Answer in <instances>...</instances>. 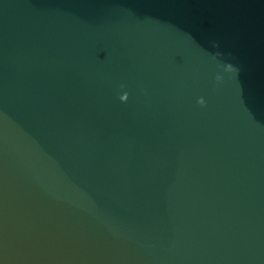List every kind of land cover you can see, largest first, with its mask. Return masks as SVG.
<instances>
[{"label": "water", "instance_id": "obj_1", "mask_svg": "<svg viewBox=\"0 0 264 264\" xmlns=\"http://www.w3.org/2000/svg\"><path fill=\"white\" fill-rule=\"evenodd\" d=\"M0 264H264V0H0Z\"/></svg>", "mask_w": 264, "mask_h": 264}, {"label": "clouds", "instance_id": "obj_2", "mask_svg": "<svg viewBox=\"0 0 264 264\" xmlns=\"http://www.w3.org/2000/svg\"><path fill=\"white\" fill-rule=\"evenodd\" d=\"M219 80H220V77L218 76V77H217V81L219 82ZM122 87H123V86H122ZM119 99H120V101H121L122 103H126V102L128 101V99H129V96H128L127 92H125L123 95H120V96H119ZM198 104H199L201 107H204V106H205V101H204L203 99H200V100L198 101Z\"/></svg>", "mask_w": 264, "mask_h": 264}]
</instances>
